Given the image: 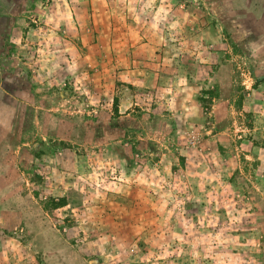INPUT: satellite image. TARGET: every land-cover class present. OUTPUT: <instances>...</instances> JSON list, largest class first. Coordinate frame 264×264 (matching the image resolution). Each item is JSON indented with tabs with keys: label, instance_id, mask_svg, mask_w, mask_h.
<instances>
[{
	"label": "rangeland",
	"instance_id": "1",
	"mask_svg": "<svg viewBox=\"0 0 264 264\" xmlns=\"http://www.w3.org/2000/svg\"><path fill=\"white\" fill-rule=\"evenodd\" d=\"M262 77L264 0H0V264H264Z\"/></svg>",
	"mask_w": 264,
	"mask_h": 264
},
{
	"label": "crops",
	"instance_id": "2",
	"mask_svg": "<svg viewBox=\"0 0 264 264\" xmlns=\"http://www.w3.org/2000/svg\"><path fill=\"white\" fill-rule=\"evenodd\" d=\"M190 15H191L190 18H193V20H195V18H197V16H195L192 13ZM198 17L200 18V20H203V17H202V15L200 13H199ZM194 30H196V29L194 28ZM113 35L116 36V31H113ZM137 36L140 39V30L138 31V35ZM139 43H140V41H139ZM175 47H176V49L174 50V52L172 54H174L177 57H179L181 54H183L184 51L182 50V48H179V44H176ZM138 50L140 51V47H138ZM187 52H190L191 54H195V51H187Z\"/></svg>",
	"mask_w": 264,
	"mask_h": 264
},
{
	"label": "trees",
	"instance_id": "3",
	"mask_svg": "<svg viewBox=\"0 0 264 264\" xmlns=\"http://www.w3.org/2000/svg\"><path fill=\"white\" fill-rule=\"evenodd\" d=\"M259 82H264V77L260 78ZM114 104L117 106V100L115 99ZM67 199L66 197H63L61 199H58V201L55 203V205L57 206V208L60 207H65L67 206Z\"/></svg>",
	"mask_w": 264,
	"mask_h": 264
}]
</instances>
